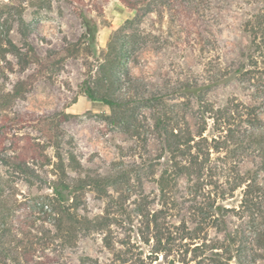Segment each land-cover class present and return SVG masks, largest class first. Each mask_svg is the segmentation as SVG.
<instances>
[{
    "label": "rangeland",
    "instance_id": "374dc122",
    "mask_svg": "<svg viewBox=\"0 0 264 264\" xmlns=\"http://www.w3.org/2000/svg\"><path fill=\"white\" fill-rule=\"evenodd\" d=\"M0 7L3 12L0 24L3 29L5 25H12L14 44L24 54L32 52L31 45L38 57L27 63L20 57V50L7 52L5 56L0 54L3 93L13 90L20 81L31 83L29 90L24 91L25 96L17 97L8 112H0V116L9 113L12 117H25L21 124L11 126L5 144L10 146L14 135L29 136L44 145L47 156L28 160L38 174L31 177L32 182L11 166L0 164V172L13 184L17 197L24 200L52 193L53 184L60 176L58 152L62 154L71 178L127 172L123 182L108 187V197L99 196L91 187L80 192L78 212L90 218L106 215L110 200L120 201L119 206L111 210L115 213L110 215L114 219L110 230L80 233L72 244L47 250L49 258L44 257L45 260L59 259L68 264L133 263L118 260V254L126 259L138 254L147 263L157 257L151 264L177 260L176 245L170 246L173 249L168 250V254L160 251L149 256L157 242L154 238L144 242L151 234L145 229L141 235L140 231L145 228V215L156 213L160 216L159 225L175 233L184 224L189 229L198 227L201 238L195 241H207L206 246L212 247L208 250V258H194L188 264H264V216L257 208L244 205L248 183L240 182L248 180V175L264 179L263 143L247 140L241 144H222L221 148L212 149L210 177L196 179L182 174L178 183H165L163 191L156 180L172 162L165 150V134L150 126L154 123L153 110L140 108L141 135L137 136L132 134L133 127L128 130L127 126L111 122L108 106L94 103L81 92L79 85L94 57L87 50L74 54L66 48L87 32L85 15L97 25L96 54L101 56L112 34L135 15L122 0H0ZM263 7V0H212L198 23L203 35L201 41L197 34L188 36L181 32L179 26L169 28L168 13L163 20L156 12L147 14L134 25L148 37L146 41L141 39L130 55V71L144 80L150 91L165 96L166 104L161 109L166 111L175 106L176 115L178 111L183 115L186 109L182 102H187L188 120L193 130L196 131L200 121L206 120L205 135L210 140L220 137H217L219 133L214 129L210 114L202 116L201 97L215 109L230 101L254 107L264 121V74L259 73L255 79L248 80L243 73L244 68L250 67L247 56L252 51V37L245 24ZM20 10L24 23L20 22ZM51 54L55 56L49 58ZM254 55L260 61L264 60L260 52H254ZM260 66H263L262 62ZM238 69L242 72H237ZM186 85H197L200 90L189 92ZM63 113H67L68 118L62 119ZM39 117H46L41 125L34 122ZM244 120L242 127L245 128V117ZM259 125L257 123L258 128ZM48 128H51L49 133L54 141L61 142L59 149L51 146L43 131ZM8 151L12 153L11 149ZM71 154L80 164L79 168H75L77 162L71 163ZM251 184L258 189L252 196L264 209V183ZM209 205L211 211L214 210L213 216L202 222L203 210ZM45 227L54 229L48 224ZM108 232L112 233L114 249L104 243ZM177 239V244L183 243ZM188 259H192L191 252ZM7 264L14 262L7 260Z\"/></svg>",
    "mask_w": 264,
    "mask_h": 264
},
{
    "label": "trees",
    "instance_id": "16d2710c",
    "mask_svg": "<svg viewBox=\"0 0 264 264\" xmlns=\"http://www.w3.org/2000/svg\"><path fill=\"white\" fill-rule=\"evenodd\" d=\"M126 6L135 13L133 17L126 20L125 25L116 31L109 39L107 48L101 56L96 54V33L97 25L87 16H83V20L87 26V32L78 42L71 43L66 50L80 53L87 50L94 57V62L90 63V67L86 73L85 79L80 83L81 92L91 101L100 102L108 106L111 110V122L117 125L127 126L128 130L133 127L132 134L140 136V108H149L153 110L151 118L154 120L153 125L156 130L163 131L165 134L166 151L170 154L172 164L166 167L161 176L156 180L160 184V188L164 191L165 183H178L180 175L185 174L188 177L200 179L202 176H211L210 167L212 149H219L225 143L236 142L244 143L252 140L257 143L264 144V121L259 118L258 112L254 107L246 106L243 103L228 102L224 107L214 108L208 101L202 102V116L210 114V118L214 120V129L219 133V139L205 135L208 128L206 120L200 121L196 131L193 130L188 120V103L183 101L185 111L183 115H176L175 106L170 110L161 109L165 107V96L160 93H154L148 89V86L139 77L134 76L129 68L130 55L135 51L142 41L147 40V35L140 32L134 25L140 23L147 14L156 12L160 15L161 20L164 19L165 13H168L169 28H180L181 32L186 35L197 34L198 40H202V34L199 31L200 21L204 18L206 11L210 8L212 0H122ZM264 3V0H263ZM42 3V7L45 6ZM23 11L20 10V22L24 23L22 18ZM2 10L0 7V19L2 18ZM246 31L250 33L251 53L247 56L250 67L244 68V76L248 80L255 79L259 73L264 74V60H259L254 52H260L264 57V7L262 11L254 14L245 24ZM12 25L0 24V54L5 56L8 52H19L20 57L25 58V62L30 63L33 58L38 59L34 48L30 45L31 53L21 51L11 39ZM27 35V33H25ZM187 36V37H188ZM185 41V40H184ZM0 55V56H1ZM33 56V57H32ZM55 54H51L52 58ZM260 62L263 66H260ZM237 72H242L238 69ZM29 81H20L13 90L3 93L0 87V112H8L10 105L17 97H24V91L29 90ZM185 89L194 92L200 90L197 85L185 86ZM164 110V111H163ZM62 114V113H61ZM157 114H159L157 116ZM57 116H61L57 114ZM63 118H68L67 113H63ZM145 118V115H143ZM244 117L247 120V126L242 127ZM46 117H39L34 122L38 125L43 124L42 121ZM25 120V117H12L9 113L0 116V164L11 166L15 171L20 172L32 182L31 177L38 176L35 170L30 166V159L47 157L44 145L38 141L32 140L29 136L23 137L14 135L11 145L5 144L9 139L11 126H15ZM60 119V120H62ZM59 120V121H60ZM246 122V121H245ZM202 123V124H201ZM257 123H260L259 128ZM21 124V123H20ZM58 126V125H57ZM58 128V127H57ZM258 129V130H257ZM48 136L51 146L58 147L60 141H54L53 135L49 133L51 128L43 129ZM220 139H225L221 141ZM146 141V138H144ZM214 141V143L210 142ZM12 150L9 153L8 150ZM264 154V152H263ZM264 156V155H263ZM60 176L57 182L53 184L51 194L38 195L31 198L19 199L16 195V189L12 183H9L3 173L0 172V264H7V260H11L14 264H68L58 260H45L49 258L46 251L53 246H67L72 244L80 233H90L93 231H109L113 224V213L111 211L115 206H119L118 202L112 199L109 202L106 215L90 218L81 215L78 212L80 206V192L85 188L91 187L99 196H110L108 187L116 184L118 181L123 182L127 177V172H117L115 175H86L78 179L69 177L66 164L64 163L62 154L58 152ZM71 163H76L75 168H79L80 164L76 161L73 154L70 155ZM264 162V157H263ZM264 164V163H263ZM210 174V175H209ZM248 180L240 181L248 183L243 203L250 209L257 208L264 216L262 203H259L252 196L256 190L251 183H264V179H258L257 175ZM209 181V179H207ZM244 180V176L242 177ZM263 180V181H262ZM211 182V181H209ZM208 183V182H207ZM212 183V182H211ZM118 184V183H117ZM116 190H119L116 188ZM122 206V204H120ZM222 208V207H216ZM204 208H202L203 210ZM212 206L203 210V221L212 218ZM221 210V209H220ZM211 221V219H210ZM114 223H118L115 221ZM48 224L51 228L45 227ZM160 224V216L156 213L146 214L144 225L145 228L140 231L144 235L146 232L151 235L146 236L144 242H150L151 238L156 240L150 255L165 251L168 254L173 249L171 245H176V253L179 255L177 260L167 259L168 264H188L191 260L198 257H207L210 248L206 246L207 241L197 243L195 240L201 238V231L197 228L189 229L185 224L178 227L175 231L163 227ZM202 229V227H199ZM153 232V233H152ZM179 234V236H175ZM262 233L259 234V236ZM264 235V234H263ZM177 238L183 241L177 244ZM264 240V239H263ZM105 245L114 249V239L112 233L104 236ZM125 245V243H123ZM216 244H214L215 246ZM134 246V245H133ZM55 248V247H54ZM215 248H217L215 246ZM192 253V259H188V255ZM44 255H39V254ZM216 254V253H215ZM126 259L119 257L118 260L131 261L132 264H151L156 259H151L150 263L136 255ZM158 256V255H155ZM44 257H46L44 259ZM208 258V257H207ZM44 259V260H43ZM217 262L220 260L217 259ZM159 263L156 264H165ZM197 264H201L197 262Z\"/></svg>",
    "mask_w": 264,
    "mask_h": 264
}]
</instances>
